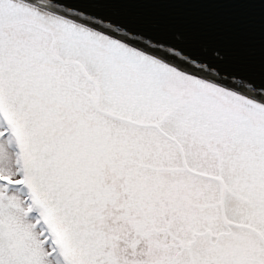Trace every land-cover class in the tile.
<instances>
[{"label": "snow or ice", "instance_id": "1", "mask_svg": "<svg viewBox=\"0 0 264 264\" xmlns=\"http://www.w3.org/2000/svg\"><path fill=\"white\" fill-rule=\"evenodd\" d=\"M0 264H264V0H0Z\"/></svg>", "mask_w": 264, "mask_h": 264}]
</instances>
